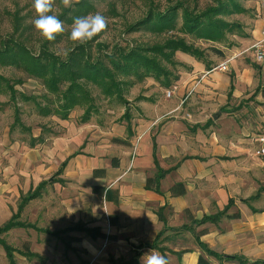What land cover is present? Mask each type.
Segmentation results:
<instances>
[{"label": "crops", "instance_id": "crops-1", "mask_svg": "<svg viewBox=\"0 0 264 264\" xmlns=\"http://www.w3.org/2000/svg\"><path fill=\"white\" fill-rule=\"evenodd\" d=\"M261 36L262 29L253 43ZM251 58L264 78V68L252 53ZM225 61L227 68L218 70L228 72L236 62L230 57ZM215 70L210 67L209 75L195 81L187 96L205 78L209 89L230 87L232 97L250 86ZM258 84L261 91L264 85ZM179 88L172 90L173 96L182 93ZM184 104V100L154 103V120L138 118L127 136L110 139L101 123L89 127V121H83L55 137L46 136L39 149L38 143L30 144L18 156L2 157L6 163L0 164V226L19 211L23 197L48 181L22 210L40 201L44 211L29 219L41 218L46 226L29 223L55 238L37 240L47 250L63 247L56 259L44 253L50 257L42 255L46 264H141L142 255L151 249L169 264H199L201 256L209 264H264V247H244L253 242L257 219L264 225V215L253 216L249 198H242L238 210H232L237 204L235 187L223 174L219 153L213 156L209 139H202L205 128L196 136L201 142L192 140L187 151L172 127L174 120H167L176 117ZM209 216L217 218L197 222ZM227 220L231 222L224 225ZM234 239L240 241L235 247L230 242Z\"/></svg>", "mask_w": 264, "mask_h": 264}, {"label": "rangeland", "instance_id": "rangeland-1", "mask_svg": "<svg viewBox=\"0 0 264 264\" xmlns=\"http://www.w3.org/2000/svg\"><path fill=\"white\" fill-rule=\"evenodd\" d=\"M90 1L93 3V8L87 14L96 12L103 14L108 20L107 29L91 41L79 44L70 39L73 22L62 21L65 30L56 36L55 42L49 48L66 59L70 51L79 45L91 52L94 58L103 57L106 52L118 53L119 49L129 51L134 47H144L143 49H148V52L145 53L150 58L160 59L162 65L171 71L172 85L166 88L155 76L140 78L134 74L124 75L115 72L122 90L121 95L106 97L101 87L83 82L91 91L95 104V108L90 112V118L86 120L89 121L87 125L91 127L90 124L101 123L103 127L101 130L107 132L110 139L111 135L127 136L129 128L138 123L140 118L146 119L145 122L154 120L156 113L151 108L154 103L184 100L185 104L177 112V116L167 119L174 120L172 127L175 128V133L180 136L179 143H186L187 151H189V144H192L193 141L201 142L196 136L201 128H205V135L202 136V139L204 141L209 139V148L213 156L219 153V159H221L219 165L224 169L223 174L226 180L231 181L235 187V191L232 192L237 204L232 207V210H238L237 205L240 204L238 202L242 198H249L253 210L255 208L253 216L264 215V160L257 152L258 138L264 135V96L262 91L257 90V87L259 81L264 85V78L262 74L260 76L261 69L253 63L252 51L249 50L250 45L253 44L261 29L264 28V0H236L241 10L233 9L228 0ZM59 3L56 0L55 13L57 16L61 12ZM177 3H184L190 11L195 12L194 14L209 11L210 16L214 19H223L234 26L232 30L226 31V36L222 40L205 39L182 28L183 8L180 7L177 26L172 30L156 32L146 27L130 28L145 18L150 10L155 12L158 10L166 11ZM221 3L227 5L230 12L219 14L211 12L213 7ZM34 17L33 0H0V36L12 35L15 27H18L20 32L23 31L22 33L25 35L22 41H25L33 52L38 53L46 40L35 31L32 25ZM177 38H184L189 44H193L202 50L203 60L188 53L177 51L174 57L176 64L174 65L165 61L159 52L154 51L156 46L164 45L168 39ZM228 57L236 60L232 64L234 66H231L228 72H222L218 69L215 71L227 73L229 77L233 75L234 79L237 80L238 78L242 83H250L246 91H243L239 97H232L230 87L209 89L205 78L201 81L197 91L189 97L187 96L190 92L188 89L195 81L201 80L205 75L207 77L209 74L207 75L206 72L210 67L216 68L220 62ZM191 70L196 72L192 73ZM0 74L8 78L17 90V99L14 101L10 92L0 93V164L6 163L2 161V157L8 159L9 156H18L20 151L30 149V142L33 137L39 135H43L44 138L46 136L55 137L64 133L67 126L71 127L85 121L84 113L87 107H76L70 112L68 119H62L56 114H40L36 103L48 105L51 103L48 98H55L53 94L48 93L42 79L31 76L26 71L14 66L0 65ZM19 80L21 82H17ZM178 86H182V88ZM177 88L182 89V93L177 92L170 98L167 94L168 90H174L175 93ZM22 93L32 96L33 99L24 100L21 96ZM16 104L20 109L23 126H16L12 131ZM56 104L57 102L51 103V105ZM125 113H129L131 118L125 117ZM216 113L219 115L214 118ZM50 141L52 140L50 139ZM41 146L42 144L38 143L36 148L39 149ZM43 208L44 206L40 201L38 204L30 205L24 209L25 213L22 212L20 221L36 222L39 227L44 228L46 223L41 218L36 221L29 219L32 213L40 214L41 212L42 214ZM242 208L245 207L242 206ZM230 222L227 220L224 225H228ZM256 227L257 229L254 230ZM47 236L52 237V235L43 232L41 228L37 229L36 227L12 228L9 232L0 235L11 246L21 250H23L25 242L30 241L32 250H37L40 255L46 253L52 259H56L58 251H63V247H49L50 249L47 250L41 240H37V238L44 240ZM182 242L185 243L183 239ZM230 242L234 243L235 247L240 241L234 239ZM244 247H264V225L261 220L257 219L253 226V242H248ZM46 254L43 256L49 259L50 257ZM76 254H78L77 251ZM15 260L17 264H41L38 259H29L19 252L15 253ZM0 264H9L5 249L1 244Z\"/></svg>", "mask_w": 264, "mask_h": 264}, {"label": "trees", "instance_id": "trees-1", "mask_svg": "<svg viewBox=\"0 0 264 264\" xmlns=\"http://www.w3.org/2000/svg\"><path fill=\"white\" fill-rule=\"evenodd\" d=\"M58 1L60 2V0ZM228 2L233 9H240V5L236 0H228ZM59 4L61 12L58 17L61 21L69 23L73 22L75 17L86 15L89 10L93 8V3L90 0H81L79 4L71 8H64L61 3ZM180 7L183 8L182 28L187 32L195 33L205 39L213 41L222 40L226 36V31L232 30L234 26L223 19H214L210 16L209 11H202L199 14H194L195 12L190 11L189 7L184 3H177L166 11L158 10L155 12L150 10L145 18L138 21L130 28L146 27L156 32L172 30L177 26L178 10ZM213 8L211 12L215 14L230 12L228 6L223 3ZM22 32H20L18 27H15V31L12 35L5 37L0 36V65L17 67L26 71L31 76L42 79L48 93L55 96L54 99L48 98V100L52 104L57 102L56 105H51V103L42 105L37 102L38 110L42 115L56 114L62 119H68L70 112L76 107H87L84 113V119L85 121L88 120L91 110L95 108V104L91 91L83 82L92 83L101 87L106 97H116L122 92L119 81L116 78L117 73L124 75L134 74L140 78L144 76H155L166 87L172 85V79L170 78L171 71L162 65L160 59L150 58L149 55L145 53L148 52L147 48L146 50L143 49L144 47H134L129 51L119 49L118 53L106 52L103 55L104 58L100 56L94 58L91 52L85 50V47H82V45H79L75 47L74 50L70 51L66 59H63L49 48L55 40L45 41L40 47L39 52L35 53L28 47L25 41H22V38L25 36ZM154 51L157 53L159 52L165 61L174 65L176 64L174 57L177 51L196 56L201 60L204 58L203 51L193 44H189L184 38L168 39L164 45L156 46ZM115 72L117 73L115 74ZM175 79H178V77H175ZM17 82L21 81L19 80ZM14 86L15 85H13L8 78L0 74V93L10 92L13 101L17 99V90ZM261 91L264 96V87H262ZM21 96L26 101L33 99L32 96L24 93H22ZM124 116L129 119L131 118L129 113H125ZM19 125L23 126V123L20 118V109L16 104L15 121L11 130L13 131V129ZM43 140V135H39L38 137H33L30 144L36 145ZM47 183L48 181L41 183L36 190L23 197V203L19 211L15 213L10 220L0 226V235L9 232L12 228L35 227L29 222L20 221L21 212L26 201L39 196L42 188ZM224 213L225 211H222L217 216ZM217 216H209L201 221H196L202 223L206 220L217 218ZM53 234L58 236L60 232H53ZM0 244L5 249L9 264H17L15 260L16 252H19L29 259L36 258L41 264L46 263L47 259L45 257L32 250L30 241L25 242L23 250L11 246L2 237H0ZM201 244L205 250L214 254L205 243ZM228 258H232V256H228ZM238 258L240 259V257ZM199 264L209 263L204 256H201Z\"/></svg>", "mask_w": 264, "mask_h": 264}, {"label": "clouds", "instance_id": "clouds-1", "mask_svg": "<svg viewBox=\"0 0 264 264\" xmlns=\"http://www.w3.org/2000/svg\"><path fill=\"white\" fill-rule=\"evenodd\" d=\"M80 2L81 0H60L64 8H71ZM56 7V0H33L35 17L32 25L46 41H54L56 36L65 30L63 22L55 13ZM107 27V18L99 12L75 17L70 30V39L84 44L104 32ZM141 264H169V260L163 254L151 249L142 255Z\"/></svg>", "mask_w": 264, "mask_h": 264}, {"label": "built area", "instance_id": "built-area-1", "mask_svg": "<svg viewBox=\"0 0 264 264\" xmlns=\"http://www.w3.org/2000/svg\"><path fill=\"white\" fill-rule=\"evenodd\" d=\"M252 51V55L256 62L264 68V28L262 30V36L255 43H253L250 47ZM228 65V61L222 62L215 69H226ZM168 96H172L173 91L169 90L167 92ZM259 146H258V154L264 160V135L259 136L258 138Z\"/></svg>", "mask_w": 264, "mask_h": 264}, {"label": "water", "instance_id": "water-1", "mask_svg": "<svg viewBox=\"0 0 264 264\" xmlns=\"http://www.w3.org/2000/svg\"><path fill=\"white\" fill-rule=\"evenodd\" d=\"M218 115H219V114H217V113H216V114H214V116H213V117H214V118H217V117H218Z\"/></svg>", "mask_w": 264, "mask_h": 264}]
</instances>
